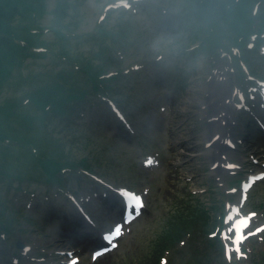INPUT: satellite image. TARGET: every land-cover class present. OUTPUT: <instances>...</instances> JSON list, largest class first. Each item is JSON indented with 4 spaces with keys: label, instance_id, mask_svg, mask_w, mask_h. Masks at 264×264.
I'll return each mask as SVG.
<instances>
[{
    "label": "rangeland",
    "instance_id": "obj_1",
    "mask_svg": "<svg viewBox=\"0 0 264 264\" xmlns=\"http://www.w3.org/2000/svg\"><path fill=\"white\" fill-rule=\"evenodd\" d=\"M123 1L71 0L62 29L82 63L96 59L95 42L86 34L109 4L118 13L106 25L130 26L118 57L121 67L129 68L114 84L124 92L122 110L95 96L70 122L52 120L50 133L67 145L75 162L86 159L90 165L66 175L64 190L31 177L21 184L0 183L2 210L13 221L11 231L0 235V264H201L202 252L212 255V264H256L263 257L264 230L253 237L255 252L244 255L242 246L264 225V53L249 58L259 90L246 97L237 92L227 52H190L205 33L187 17L186 0ZM47 2L44 26L50 25L57 1ZM43 35L46 42L57 40L51 31ZM56 45L51 44L55 53ZM73 65L51 53L29 57L0 88V104L50 80L46 74ZM77 80L84 84L85 77ZM219 139L227 151L210 156V143ZM129 198L142 204L135 213ZM191 207L197 213L208 208V226L161 256L157 247L168 226ZM118 232L109 247L106 239ZM218 234L223 251L208 246Z\"/></svg>",
    "mask_w": 264,
    "mask_h": 264
},
{
    "label": "trees",
    "instance_id": "obj_2",
    "mask_svg": "<svg viewBox=\"0 0 264 264\" xmlns=\"http://www.w3.org/2000/svg\"><path fill=\"white\" fill-rule=\"evenodd\" d=\"M47 1L0 0V88L11 82L17 71L24 69L29 57H46L51 53L62 56L71 65L74 64L72 70L63 67L58 72L46 74L50 80L40 83L23 96L7 99L0 104V183L8 181L11 185L15 180L21 184L31 177L44 181L49 188L61 191L65 188L66 175L79 169L88 170L90 165L86 159L75 162L66 151L67 145L50 133L49 125L55 117L70 122L82 111L86 102L95 96L103 101H114L117 108L122 109L124 92L114 87V84L122 81L129 68H122L118 57L128 44L127 30L130 26L126 27V22H119L114 28L106 25V21H110L114 14L118 13V10L109 4L95 29L86 34L91 42H95L97 51L93 50V54L96 56L94 60L98 62L93 63V58H90L87 63H82L78 61L75 50L73 52L72 47L69 48L71 37L62 29L66 27L64 20L72 6L71 0H56L55 9L52 11L53 19L50 25L44 26L40 22L48 14ZM186 2L189 6L187 17L195 20L194 26L198 31L203 29L205 33L200 44L190 52L202 50L214 54L219 49L221 52H227L234 64L238 81L237 92L247 97L250 90L258 89L256 82L251 79L257 78V73L252 69L249 58L251 54L264 53V0ZM127 22L130 23L128 19ZM48 31L56 34V42H46L42 39L43 34ZM56 43L60 47L59 52L55 53L51 44ZM110 67L116 69L111 72ZM134 67L135 65H132L130 68ZM79 76L85 77L84 84L77 80ZM29 77L28 74L22 79ZM38 169L42 172L41 177L33 174ZM191 209L193 208L179 211L168 226L161 239V247H157L161 256L176 250V243L186 239L191 242L195 239L194 235L208 226V208H201L198 213L191 212ZM224 221L222 217L220 230ZM12 222L7 219V213L2 210L0 203V235L11 231ZM253 237L246 240L242 246L244 255L256 251ZM208 242L209 248L217 246L222 251L225 248L224 239L219 234L215 239L209 238ZM207 254L201 253L204 258L201 264H212L215 261L212 255ZM261 254L263 257L256 264H264V251H261ZM229 263L239 264L237 261ZM193 264L200 263L194 261Z\"/></svg>",
    "mask_w": 264,
    "mask_h": 264
},
{
    "label": "bare ground",
    "instance_id": "obj_3",
    "mask_svg": "<svg viewBox=\"0 0 264 264\" xmlns=\"http://www.w3.org/2000/svg\"><path fill=\"white\" fill-rule=\"evenodd\" d=\"M235 143H236V141H234ZM235 145H237V144H235ZM210 148H212L211 150V153H210V156H215V154L217 153V151H219V149L221 150V151H227V148H225V146L221 143V140L219 139L218 141L217 140H213L211 143H210ZM228 158H231V159H233V165H235V164H238L236 161H238L239 159H237L236 158V156L235 155H229L228 156ZM214 168H215V171L218 173V175H222L223 174V170H221V168H218L216 165H215V163H214V166H213ZM253 179V177H249V179ZM260 231L261 230H258V231H256V234H259L260 233ZM251 237H253V235H251V236H249V238L248 239H251ZM247 240V239H246Z\"/></svg>",
    "mask_w": 264,
    "mask_h": 264
},
{
    "label": "snow or ice",
    "instance_id": "obj_4",
    "mask_svg": "<svg viewBox=\"0 0 264 264\" xmlns=\"http://www.w3.org/2000/svg\"><path fill=\"white\" fill-rule=\"evenodd\" d=\"M140 206L142 207V204H141ZM136 207H137L136 205L133 206V211H134V213H135V209H136ZM119 235H120V233L118 232L117 235H116V237H108V238L106 239V243L108 244L109 247H111V242H113L114 240H116V239L119 238ZM102 254H103V252H100V253H98L97 255H98V257H99V256L102 255Z\"/></svg>",
    "mask_w": 264,
    "mask_h": 264
}]
</instances>
